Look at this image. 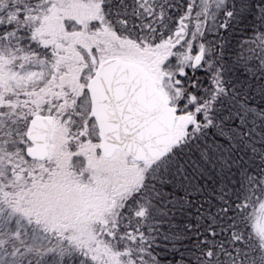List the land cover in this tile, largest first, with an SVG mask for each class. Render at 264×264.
Listing matches in <instances>:
<instances>
[{
  "label": "snow or ice",
  "instance_id": "1",
  "mask_svg": "<svg viewBox=\"0 0 264 264\" xmlns=\"http://www.w3.org/2000/svg\"><path fill=\"white\" fill-rule=\"evenodd\" d=\"M0 264H264V0H0Z\"/></svg>",
  "mask_w": 264,
  "mask_h": 264
}]
</instances>
